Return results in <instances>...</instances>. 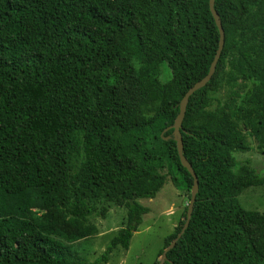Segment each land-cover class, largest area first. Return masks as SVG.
<instances>
[{
  "label": "trees",
  "instance_id": "1",
  "mask_svg": "<svg viewBox=\"0 0 264 264\" xmlns=\"http://www.w3.org/2000/svg\"><path fill=\"white\" fill-rule=\"evenodd\" d=\"M214 8L224 45L180 128L198 192L163 264H264V212L238 199L264 178L237 158L252 142L264 156V0ZM218 39L209 0H0V264H99L128 249L149 211L138 199L166 179L189 202L193 178L165 129ZM13 207L24 217L4 214ZM113 207L120 225L84 261L76 242Z\"/></svg>",
  "mask_w": 264,
  "mask_h": 264
},
{
  "label": "rangeland",
  "instance_id": "2",
  "mask_svg": "<svg viewBox=\"0 0 264 264\" xmlns=\"http://www.w3.org/2000/svg\"><path fill=\"white\" fill-rule=\"evenodd\" d=\"M251 145L250 150L244 151L237 158L248 160L256 173L264 178V156L256 149L254 142ZM181 189L166 179L153 198L138 199L149 211L143 215L138 230L133 232L128 249L118 248L112 251L107 260L99 264H153L156 258L159 260L160 256L157 257V253L162 246L163 238L172 231L177 216L188 202L186 194H183ZM238 199L245 208L264 212V183L244 189ZM4 214L16 218L24 217V213L17 211L15 207L4 209ZM124 214V208L113 207L107 212L106 217L97 214L90 216L98 227V234L76 242L74 247L84 261L94 262L102 256Z\"/></svg>",
  "mask_w": 264,
  "mask_h": 264
},
{
  "label": "water",
  "instance_id": "3",
  "mask_svg": "<svg viewBox=\"0 0 264 264\" xmlns=\"http://www.w3.org/2000/svg\"><path fill=\"white\" fill-rule=\"evenodd\" d=\"M214 2L215 0H209V9L210 12L215 20L216 26L218 28V32H219V39H218V45H217V49L215 51L214 57L210 63L209 69L207 74L201 78L199 81L195 82L183 95V97L181 98L180 102H179V111L174 119V122L169 125L165 130L172 128L173 129V139L176 141V145H177V151H178V155L180 158V162L181 164L189 171V173L191 174L192 178H193V183L190 189V198H189V202L187 205V214H186V220L185 223L181 229V231L177 234V236L169 243V245L167 247L164 248L163 252L160 255L159 258V262L158 264H163L164 260L166 259V253L168 250H170L176 243V241L181 237L184 229L187 227L191 214H192V210H193V205L195 202V198H196V194L198 192V178L197 175L195 173V171L192 168L191 163L187 160V158L184 156L183 154V142H182V138H181V133H180V128H181V124L185 115V111H186V106H187V102L189 99V96L197 89H199L200 87L204 86L207 81L210 80L212 74L215 71V66L216 63L219 59L221 50L223 48L224 45V30L221 24V20H220V16L217 13V11L214 8ZM165 138H169L165 137Z\"/></svg>",
  "mask_w": 264,
  "mask_h": 264
}]
</instances>
